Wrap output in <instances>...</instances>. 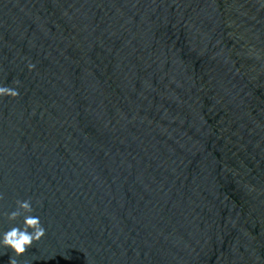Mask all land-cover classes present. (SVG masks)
I'll return each mask as SVG.
<instances>
[{
  "label": "water",
  "instance_id": "95a60500",
  "mask_svg": "<svg viewBox=\"0 0 264 264\" xmlns=\"http://www.w3.org/2000/svg\"><path fill=\"white\" fill-rule=\"evenodd\" d=\"M0 86V264H264V0H0Z\"/></svg>",
  "mask_w": 264,
  "mask_h": 264
},
{
  "label": "clouds",
  "instance_id": "9594fccd",
  "mask_svg": "<svg viewBox=\"0 0 264 264\" xmlns=\"http://www.w3.org/2000/svg\"><path fill=\"white\" fill-rule=\"evenodd\" d=\"M29 70L35 68L34 64L28 65ZM19 84V81H15ZM19 92L8 86H0V97L8 96L16 98ZM4 196L0 193V200H3ZM16 210L7 213L9 221H16L19 217L23 216V222L21 226H13L10 230L3 233L0 238V246L11 249L16 257H20L27 252V250L33 246L34 243L39 242L46 235V229L40 222L38 216H33L34 209L31 200H17ZM10 264H17V260L10 259Z\"/></svg>",
  "mask_w": 264,
  "mask_h": 264
}]
</instances>
